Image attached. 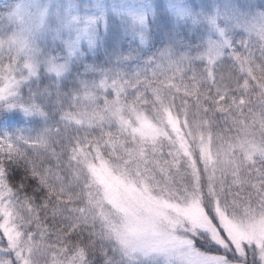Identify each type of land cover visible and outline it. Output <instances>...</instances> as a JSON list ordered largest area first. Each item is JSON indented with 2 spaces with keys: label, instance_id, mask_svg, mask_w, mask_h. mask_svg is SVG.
<instances>
[{
  "label": "snow or ice",
  "instance_id": "obj_1",
  "mask_svg": "<svg viewBox=\"0 0 264 264\" xmlns=\"http://www.w3.org/2000/svg\"><path fill=\"white\" fill-rule=\"evenodd\" d=\"M0 264H264V0H0Z\"/></svg>",
  "mask_w": 264,
  "mask_h": 264
}]
</instances>
